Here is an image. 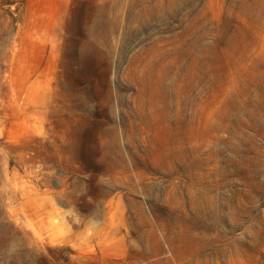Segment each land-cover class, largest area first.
<instances>
[{"label": "rangeland", "instance_id": "obj_1", "mask_svg": "<svg viewBox=\"0 0 264 264\" xmlns=\"http://www.w3.org/2000/svg\"><path fill=\"white\" fill-rule=\"evenodd\" d=\"M0 264H264V0H0Z\"/></svg>", "mask_w": 264, "mask_h": 264}]
</instances>
